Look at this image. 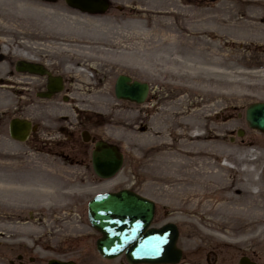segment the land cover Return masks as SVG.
<instances>
[{
    "label": "rangeland",
    "instance_id": "1",
    "mask_svg": "<svg viewBox=\"0 0 264 264\" xmlns=\"http://www.w3.org/2000/svg\"><path fill=\"white\" fill-rule=\"evenodd\" d=\"M6 1L0 11V177L15 186L0 195V264H127L97 254L99 235L86 217L94 196L123 189L155 203L154 227H178L180 264H237L243 256L264 264V134L244 121L249 105L264 103V0H107L109 9L95 16L64 0ZM205 56L222 66H206ZM31 58L100 62L111 78L89 98L37 100L29 89H40L39 81L13 68ZM82 73L86 85L97 80ZM121 74L150 85L144 105L115 99L113 84ZM171 108L160 124V112ZM197 112L199 124L190 117ZM13 118L37 127L24 144L9 138ZM238 130L251 137L250 145L238 141ZM82 132L124 154L115 178L94 176L92 146L77 142ZM166 159L178 160L180 169ZM201 163L206 172L222 170L230 196H241L249 185L263 208L247 217L214 213L205 208L203 188L183 196L181 174L200 171L205 178ZM42 180L56 186L49 190ZM17 186L30 193L25 202L13 197ZM210 192L212 201L222 193ZM46 193L49 198L41 199Z\"/></svg>",
    "mask_w": 264,
    "mask_h": 264
},
{
    "label": "water",
    "instance_id": "2",
    "mask_svg": "<svg viewBox=\"0 0 264 264\" xmlns=\"http://www.w3.org/2000/svg\"><path fill=\"white\" fill-rule=\"evenodd\" d=\"M66 2L69 6L88 13L103 12L106 8L103 0ZM16 70L43 75L37 66L23 62L17 65ZM114 92L118 100L140 105L147 97L148 86L119 76ZM245 119L249 128L264 133V103L250 106ZM30 132L31 124L25 120L14 119L9 124V134L14 141L25 142ZM84 140L86 141L85 138ZM122 164L123 156L117 148L103 142L95 143L91 165L99 179L113 178L121 170ZM154 214L155 205L152 201L129 190L93 197L87 205V219L91 228L101 236L95 244L98 254L107 261L124 255L128 264H179L182 252L177 248V227L173 224H165L160 228L151 227ZM47 264L75 263L50 260ZM238 264L254 263L244 257Z\"/></svg>",
    "mask_w": 264,
    "mask_h": 264
},
{
    "label": "bare ground",
    "instance_id": "3",
    "mask_svg": "<svg viewBox=\"0 0 264 264\" xmlns=\"http://www.w3.org/2000/svg\"><path fill=\"white\" fill-rule=\"evenodd\" d=\"M9 5V3L6 0H0V11L2 10V7H7ZM14 7H19V5L17 6L16 4H13ZM37 24H35L36 27ZM198 42L203 43L202 40H198ZM205 44V42L203 43ZM205 65L206 66H210V67H221V63L220 62H216L214 61L211 57L209 56H205ZM208 72V69L206 70ZM2 99V95L0 94V101ZM172 111L171 109L166 110L165 112L161 111L159 114V123H162L163 120V115H169V113ZM202 112H197V113H193L190 117H191V121L195 120L198 124L200 122V117H201ZM191 126H192V122H191ZM191 126L189 125V128H191ZM200 126V125H199ZM182 134V133H181ZM190 139L195 140L197 139H201L203 138L202 135H194V134H190ZM202 148H205V146H202ZM166 161H168V159H166ZM190 162H194L193 159L190 160ZM168 164H171V168H176L177 171L180 169L178 168L181 163L178 160H173V161H168ZM185 166L187 164L188 167V163H185ZM202 167H205V178L202 177L200 174V171H188L186 173V171L184 173H186L184 175V173L181 174V176L184 178L182 184L180 185V191L182 193L183 196H197V191L199 188H203L205 190V208H212L210 210H212L214 213H218L220 211L228 213L229 215H237V216H241V217H247L249 212H252L253 208H263L262 205H257V203L255 202V196L252 195V193L250 192V186L246 185V187L242 190L241 196L239 197H233L228 195L227 193H225V189L224 185H223V180H221V172L222 170H218V172H206L207 171V164L206 163H201ZM227 166V165H226ZM201 167V169H203ZM225 167V165H224ZM223 167V168H224ZM234 168V167H232ZM232 170V169H231ZM184 175V176H183ZM205 180H204V179ZM52 181V182H51ZM42 184L43 187L51 190L54 186H56V182L55 180H50V181H45L42 180L40 182ZM15 183L12 180H9L5 177H0V195H2V197H6V189L5 187H10L13 186ZM26 184V182H25ZM28 184V183H27ZM26 184V186H28ZM4 186V187H3ZM15 186V185H14ZM3 187V188H2ZM18 188L21 189H17V192L15 191V189H13L14 191V198L17 201H21V202H25L27 200V198H29L30 193L24 189H22L23 187H19ZM195 189V190H194ZM212 189H217L219 191H222L221 196L218 195V199L217 200H209V195L212 194V192H210V190ZM16 192V193H15ZM173 193H175L174 191H172ZM51 194L50 193H46V194H42L41 195V199H47L49 198ZM58 208H62L59 207Z\"/></svg>",
    "mask_w": 264,
    "mask_h": 264
},
{
    "label": "flooded vegetation",
    "instance_id": "4",
    "mask_svg": "<svg viewBox=\"0 0 264 264\" xmlns=\"http://www.w3.org/2000/svg\"><path fill=\"white\" fill-rule=\"evenodd\" d=\"M109 9V2H106ZM100 47V46H99ZM102 48V47H100ZM28 61L32 62L35 65H39L45 72L46 75L43 77H36V76H27L31 80H38L41 84L40 89H33L32 87L29 89L32 92V96L34 99L40 100L39 96L48 94L49 85V78L53 79L54 82H57V87H60V93H52V98L48 101L54 99H61L62 102H67L69 100L83 98L84 96H91L92 93H99L102 90V87L106 82H109L108 79L111 78V72H107L106 68L103 67V64L100 62H93L87 59H83L80 61L71 62V64L67 63L66 61H59V60H51L48 62H41L37 59H29ZM100 65L99 69L96 66ZM82 71L94 73L97 76V80L94 78L89 82L88 85L85 84L84 78L86 77L85 74H81ZM15 72V66H14ZM16 73V72H15ZM16 75H18L16 73ZM15 76V75H14ZM130 77V76H129ZM132 78V77H131ZM116 80V79H115ZM132 80H136L132 78ZM141 81V80H138ZM143 82V81H141ZM115 83V81H114ZM33 84L32 82L29 85ZM114 85V84H113ZM114 96V92H113ZM45 101V100H43ZM34 125V123H33ZM247 126V125H246ZM248 128V127H247ZM84 132L81 133L79 140L77 142H82L85 146L91 145L93 146V141L95 138L91 136V134H87V139L89 140L88 143L84 142V137L82 136ZM237 137V134H236ZM74 139V138H73ZM240 143H247L250 145L252 140L251 137L246 133L243 132L242 138L238 140ZM75 142V143H77ZM77 143V144H78ZM253 261V260H251ZM256 264H258L256 262Z\"/></svg>",
    "mask_w": 264,
    "mask_h": 264
}]
</instances>
